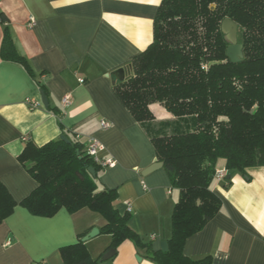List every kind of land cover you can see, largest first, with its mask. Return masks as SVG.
I'll return each instance as SVG.
<instances>
[{
  "label": "crops",
  "instance_id": "obj_1",
  "mask_svg": "<svg viewBox=\"0 0 264 264\" xmlns=\"http://www.w3.org/2000/svg\"><path fill=\"white\" fill-rule=\"evenodd\" d=\"M161 2L0 0L16 48L33 73L0 58V183L18 203L0 225V264H64L61 248L94 228L99 235L85 242L94 258L111 243V236L102 233L105 218L88 208L76 213L63 208L41 217L21 205L37 187L18 159L27 139L42 146L65 136L83 150L91 138L102 143L100 158L116 161L100 173L104 186L118 189L116 209L126 213L131 207V228L149 240L156 235L154 249L168 248L176 190L163 167L144 175L157 162L155 147L114 90L115 73L125 69L127 77L132 60L152 43ZM4 33L0 22V48ZM66 95L70 102L64 106ZM27 99L42 106L31 108ZM151 110L156 122L175 119L159 103ZM102 120L112 126L103 129ZM217 168L226 170V162L220 160ZM247 173L227 172L226 180L214 181L221 210L187 240V256H211L213 264H264V166ZM108 264L156 263L126 241Z\"/></svg>",
  "mask_w": 264,
  "mask_h": 264
},
{
  "label": "trees",
  "instance_id": "obj_2",
  "mask_svg": "<svg viewBox=\"0 0 264 264\" xmlns=\"http://www.w3.org/2000/svg\"><path fill=\"white\" fill-rule=\"evenodd\" d=\"M226 18L239 27L244 59L238 64L226 54L229 44L221 30ZM0 22L5 26L1 60L17 62L33 74L1 11ZM129 71L114 84L115 93L147 132L157 162L179 193L168 248L154 249L152 240L131 228L130 213L116 209L118 189L103 185L104 167L78 142L59 138L39 146L25 141L18 159L37 187L21 205L41 217L63 208L101 214L106 220L102 233L111 236L107 251L117 252L129 241L156 264H213L211 256L194 259L184 250L187 240L221 210L222 201L213 191L218 162H226L230 175L264 166V0H162L153 41L132 60ZM156 103L175 119L156 122L151 110ZM17 204L0 183V225ZM60 252L64 264L109 263L101 261L103 255L94 258L82 240Z\"/></svg>",
  "mask_w": 264,
  "mask_h": 264
},
{
  "label": "water",
  "instance_id": "obj_3",
  "mask_svg": "<svg viewBox=\"0 0 264 264\" xmlns=\"http://www.w3.org/2000/svg\"><path fill=\"white\" fill-rule=\"evenodd\" d=\"M221 30L223 34L225 35V39L227 43L229 44L228 49H227V57L230 59V61L233 64H238L243 61L244 59V50H243V45L239 43V27L238 25L231 19L226 18L223 20L222 25H221ZM116 79L118 81H123L125 80L126 77V72L125 69H120L115 73ZM41 95H42V101L45 107H49V101L47 99V96L43 90H41ZM61 139L65 142H69L67 137L62 136ZM163 167V163L161 162H156L154 163L151 167H149L144 175H147L155 170H158L159 168ZM89 171L92 173L93 176H96V172L94 168H89ZM100 231L97 228H94L89 232L83 239V242H87L93 238H95L97 235H99ZM117 252L114 249H110L107 251L101 258L102 262H108L110 261ZM141 258L138 256V260Z\"/></svg>",
  "mask_w": 264,
  "mask_h": 264
},
{
  "label": "built area",
  "instance_id": "obj_4",
  "mask_svg": "<svg viewBox=\"0 0 264 264\" xmlns=\"http://www.w3.org/2000/svg\"><path fill=\"white\" fill-rule=\"evenodd\" d=\"M34 24L35 22L32 20L30 23V26H34ZM80 82L83 83L84 80H81ZM27 102L31 108H37L39 106H42L41 103H35L31 99H27ZM69 102H70V96L66 95L63 99V105L66 106L69 104ZM101 126L103 129H109L112 126V124L109 121L102 120ZM104 150H105L104 145L94 138H91L88 140L87 146L85 149L87 154L93 159H95V161L98 162L100 165H102L104 168L114 167L116 165V161L114 159L110 158V159L103 160L100 158V154ZM226 177H227L226 170H217L216 175H215L216 180L218 181L226 180ZM127 212L129 213L131 212V207H128ZM155 238H156V235H151L152 240Z\"/></svg>",
  "mask_w": 264,
  "mask_h": 264
},
{
  "label": "rangeland",
  "instance_id": "obj_5",
  "mask_svg": "<svg viewBox=\"0 0 264 264\" xmlns=\"http://www.w3.org/2000/svg\"><path fill=\"white\" fill-rule=\"evenodd\" d=\"M155 118H156V117H155ZM28 164H29V165H31L30 163H28ZM178 195H179V193H178V191H176V192H175V195H174V197H176V198H177V197H178Z\"/></svg>",
  "mask_w": 264,
  "mask_h": 264
}]
</instances>
